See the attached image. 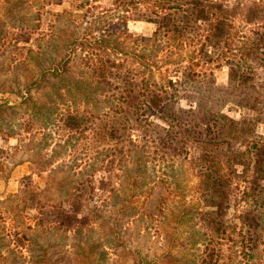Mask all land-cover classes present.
Listing matches in <instances>:
<instances>
[{
    "label": "rangeland",
    "instance_id": "obj_1",
    "mask_svg": "<svg viewBox=\"0 0 264 264\" xmlns=\"http://www.w3.org/2000/svg\"><path fill=\"white\" fill-rule=\"evenodd\" d=\"M130 1L13 0L9 4L0 0V85L6 89L22 87L40 68L68 57L73 58L75 74H90L83 60L85 55L88 52L103 55L104 48L110 51L117 45L123 49L119 54L123 59L139 53H156L170 61L179 59L185 65L192 57L201 59L197 37L192 43L174 49L163 37L155 44L144 41L142 35L153 34V23L128 20L125 31L108 30L111 22L131 13L126 11L127 7L133 9ZM137 3L138 7L147 6L145 0ZM81 4L83 8L77 10ZM224 7L235 8V0H228ZM37 24L40 26L33 35L37 42L30 44L32 50H22L24 43L17 42V30ZM70 37H80L84 47L71 42ZM138 61L135 67L148 75L150 67ZM172 67L155 70V78L160 82H165L168 76L176 78ZM201 67L211 73L217 85L229 86L233 82L226 65L202 63ZM56 84V89H50L52 96L46 99L48 104L56 105L47 128H34L29 133L21 131L26 120L21 118L22 113L6 123L0 120L3 128L0 172L7 183L13 182L6 189L9 193L0 198V264H263L264 240L257 242L262 249L258 259L245 257L242 252L247 247L242 240L248 228L244 220L254 216L244 190L256 186L255 168L253 163L248 165L247 157L234 160L229 208L222 209L220 225H215L206 214L207 201L200 190L202 184L215 181L214 174L191 163L200 157L199 150L192 148L187 160L167 157L148 143L145 133L132 127L126 129L118 150L100 148L91 129L60 118V113L84 102L80 98L74 101L65 95L67 89L61 83ZM91 85L95 88L97 81L91 80ZM19 101L14 92L0 91V102ZM180 103L187 108L191 105L185 99ZM224 112L239 119L248 110L230 103ZM217 129L226 131L221 126ZM259 131L264 132V124L259 126ZM17 166L18 170L11 176ZM100 166L103 169L99 174L108 178L105 194L96 195L94 202L87 193L78 199L83 202L84 210L92 205L101 209L104 215L101 220L74 228H67L68 223L59 227L57 221L44 227L38 224L40 211L36 207L43 199H24L25 190H42L54 169L59 176L83 171V177L89 179ZM42 168L47 171L40 172ZM8 197L15 201L7 200ZM125 210L130 212L124 214ZM180 215L183 218L177 220Z\"/></svg>",
    "mask_w": 264,
    "mask_h": 264
},
{
    "label": "trees",
    "instance_id": "obj_2",
    "mask_svg": "<svg viewBox=\"0 0 264 264\" xmlns=\"http://www.w3.org/2000/svg\"><path fill=\"white\" fill-rule=\"evenodd\" d=\"M4 1L10 4L13 0ZM145 1L146 7H138V0L130 1L133 9L127 7L126 11L131 13L124 16L125 20L121 17L111 22L108 30L125 31L128 20L153 23V34L142 35L144 41L155 44L163 37L174 49L192 43L197 37L201 59L192 57L186 65L179 59L166 60L156 53H139L123 59L119 55L123 49L117 45L110 51L104 48L103 55L88 52L83 60L91 73L85 75L75 74L72 57L61 58L58 64L40 68L22 87L6 89L0 85V91L14 92L20 98L14 104L0 102V120L6 123L15 114L22 113L21 118L26 120L21 131L29 133L34 128H47L56 105L48 104L46 99L52 96L51 87L61 83V87L67 89L65 95H70L74 101L80 98L84 103L60 113V118L91 129L100 148L118 150L126 129L132 127L145 133L148 143L167 157L187 160L192 148L199 150L200 157L191 163L195 168L203 167L214 174L215 181L202 184L200 190L207 201L206 214L215 225H220L218 218L222 209L229 208L235 178L234 160L247 157L248 165L253 163L255 168L253 182L256 186L244 190L249 211L254 216L252 220L249 216L244 220L248 228L242 240L247 247L242 252L245 257L258 259L262 249L257 242L264 240V132L259 131V126L264 124V0H235V8L224 7L228 0ZM39 26L26 25L17 30V42L24 43L22 50H32L30 44L37 42L33 35ZM93 31L91 29L90 33ZM70 39L75 44H84L80 37ZM138 60L150 67L148 75L135 67ZM202 63L226 65L233 82L229 86L215 84L211 73L202 67L199 69ZM168 65L173 66L176 78L168 76L165 82L158 81L154 71ZM91 80L97 81L95 88ZM65 95L58 93L61 98ZM183 99L190 102L188 108L181 105ZM230 103L248 112L239 119L232 117L224 112ZM219 126L226 131L217 129ZM2 130L0 127V132ZM102 169V166L95 168L89 179L83 177V171L59 176L54 169L42 190H25L24 199H43L36 207L40 211L38 224L44 227L57 221L59 227L68 223L67 228H74L101 220L104 216L101 209L92 205L84 210L78 198L87 193L94 202L96 195L105 194L108 178L99 174ZM46 171V168L40 169V172ZM129 212L123 211L124 214ZM182 218L180 215L177 220ZM43 253L46 257L47 248ZM261 259L264 264V255Z\"/></svg>",
    "mask_w": 264,
    "mask_h": 264
},
{
    "label": "crops",
    "instance_id": "obj_3",
    "mask_svg": "<svg viewBox=\"0 0 264 264\" xmlns=\"http://www.w3.org/2000/svg\"><path fill=\"white\" fill-rule=\"evenodd\" d=\"M18 166L17 167H15L14 168V170H13V173H12V175L11 176H13V175H15V172L18 170ZM1 171V170H0ZM11 183H12V185H13V182H6L5 180H4V178H3V176H2V174H1V172H0V198H2V197H4V195L6 194V193H9V192H7L6 191V189H9L10 188V186H11ZM17 191V190H16ZM4 193V194H3Z\"/></svg>",
    "mask_w": 264,
    "mask_h": 264
}]
</instances>
